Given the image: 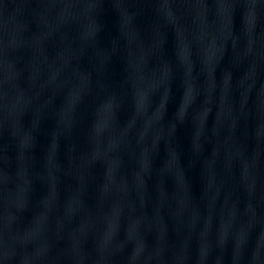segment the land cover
Returning <instances> with one entry per match:
<instances>
[{"label": "water", "instance_id": "95a60500", "mask_svg": "<svg viewBox=\"0 0 264 264\" xmlns=\"http://www.w3.org/2000/svg\"><path fill=\"white\" fill-rule=\"evenodd\" d=\"M0 264H264V0H0Z\"/></svg>", "mask_w": 264, "mask_h": 264}]
</instances>
